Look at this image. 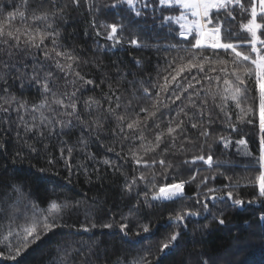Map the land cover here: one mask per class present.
Masks as SVG:
<instances>
[{
	"label": "snow or ice",
	"instance_id": "1",
	"mask_svg": "<svg viewBox=\"0 0 264 264\" xmlns=\"http://www.w3.org/2000/svg\"><path fill=\"white\" fill-rule=\"evenodd\" d=\"M257 202L264 0H0V264H227L203 240Z\"/></svg>",
	"mask_w": 264,
	"mask_h": 264
},
{
	"label": "trees",
	"instance_id": "2",
	"mask_svg": "<svg viewBox=\"0 0 264 264\" xmlns=\"http://www.w3.org/2000/svg\"><path fill=\"white\" fill-rule=\"evenodd\" d=\"M86 24V18L81 17L77 30H85ZM93 38H95L94 35ZM116 57L127 60H131L133 57L143 58L145 61L148 59L146 54L133 48L120 50L115 54L109 51V58L115 59ZM249 140L250 143L248 147L256 151L258 139L254 136H249ZM97 150L100 151L101 154L104 153V149L102 148ZM99 167L103 172L105 166L101 164ZM108 175L111 177V172H109ZM58 179L64 182L63 177H59ZM71 186L74 187L76 191L81 193L88 192L89 195H92L82 172L78 177L73 176V185ZM105 186L109 189L106 192L109 203L122 204V201L119 199V188L111 184V179L105 181ZM93 190H95V188H93ZM192 191L193 189H188L189 194H191ZM254 191L255 189L251 185L242 187L240 190L241 195L245 199L251 198ZM162 211V209L158 210V213ZM261 215H264V204L261 202L246 205L242 208L228 210L224 216L226 225L219 227L213 224V231L204 238L202 246L218 251L227 261V264H264V222L259 220ZM153 222L154 224H165L167 222L166 214L154 216ZM104 239L109 245L119 246L120 244L118 237L112 238L108 236L104 237ZM54 247L55 245L46 237L43 242L29 248L17 261H5L3 264H48L49 255Z\"/></svg>",
	"mask_w": 264,
	"mask_h": 264
}]
</instances>
